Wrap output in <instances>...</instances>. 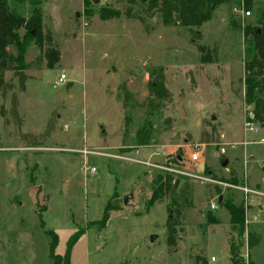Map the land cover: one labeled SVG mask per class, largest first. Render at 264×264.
I'll list each match as a JSON object with an SVG mask.
<instances>
[{
  "label": "rangeland",
  "instance_id": "374dc122",
  "mask_svg": "<svg viewBox=\"0 0 264 264\" xmlns=\"http://www.w3.org/2000/svg\"><path fill=\"white\" fill-rule=\"evenodd\" d=\"M93 1L41 0L43 28L59 60L48 68L31 42L27 69L4 74L0 264H53L48 234L57 236L53 252L62 255L81 233L69 264H200L196 256L235 264L231 237L244 263L249 257L264 264V124L246 122L252 106L244 103L242 81L243 27L264 25V2L247 16L238 3L219 6L195 39L185 27L162 25L158 14L147 16L144 1ZM9 7L31 14L29 0H9ZM101 7L120 16L101 20ZM206 52L211 60L203 62ZM158 83L163 95L151 89ZM146 122L150 141L139 147L136 132ZM193 152L200 156L195 162ZM157 173L179 183L147 206ZM239 186L254 192L244 195ZM226 199L245 206L242 234L230 228ZM105 206L114 207L100 229ZM168 217L178 222L175 252L166 242ZM248 231L257 238L252 247Z\"/></svg>",
  "mask_w": 264,
  "mask_h": 264
},
{
  "label": "trees",
  "instance_id": "16d2710c",
  "mask_svg": "<svg viewBox=\"0 0 264 264\" xmlns=\"http://www.w3.org/2000/svg\"><path fill=\"white\" fill-rule=\"evenodd\" d=\"M40 1L29 0L32 6L31 14L28 17H24L9 7V0H0V90L7 87L4 79L5 72L12 71L19 75L27 69L28 64L24 56L26 48L31 42H34L43 50L48 68H52L59 60V51L56 47L50 45L52 41L51 35L43 28L42 15L39 8ZM129 1L132 2L134 0ZM260 1L264 2V0H146L142 3L146 5L144 11L147 16L158 14L162 25L185 27L193 32L195 39H199L201 35L197 29L211 18L213 11L219 6L238 3L243 10H250L256 2ZM98 16L101 20L118 18L120 11L114 8L101 7L98 11ZM261 19L264 21V11L261 13ZM20 30L23 33H20ZM243 38L246 44L243 61L244 76L242 79L245 86L244 103L252 106V117L247 116L246 122L254 121L264 124V25L257 29L250 24H246L243 27ZM46 41L49 45L45 47L44 42ZM10 48L14 51H11ZM200 49L203 51V48ZM210 60L208 52L203 54V62ZM151 89L155 90V93L162 95L165 92L160 83L155 86L151 85ZM150 135L151 126L146 122L136 132L137 146H146L150 141ZM178 183L179 180L173 178L169 173H157L151 180V191L147 198V206L166 199L165 196L169 193L173 194ZM176 205L177 203L172 200L168 208L171 210ZM223 205L229 213L231 230H237L242 234L244 232L243 225L246 213L244 204L241 202L235 203L232 199H226ZM110 208L105 206L103 209L101 218L98 221L100 229L106 226ZM174 211H177L178 216L181 215L179 209ZM207 220L210 223L216 222L214 216L211 215L207 216ZM177 224V218H167L166 242L170 252H175L178 249ZM48 235L51 239L49 254L53 264H69L70 250L80 235L72 238L62 255L53 252L56 247L57 236ZM246 243L248 247H252L257 243L256 236L250 231L246 232ZM229 248L235 264H254L249 257H247L248 259L245 263L242 261L232 237L230 238ZM196 261L200 262V264H206L205 260L199 256H196Z\"/></svg>",
  "mask_w": 264,
  "mask_h": 264
},
{
  "label": "built area",
  "instance_id": "2783aa9c",
  "mask_svg": "<svg viewBox=\"0 0 264 264\" xmlns=\"http://www.w3.org/2000/svg\"><path fill=\"white\" fill-rule=\"evenodd\" d=\"M234 11L236 12V11H238V9L237 8H234ZM239 11H240V14H242V15H245V16H247V15H250V11L249 10H243L242 9V7L241 8H239ZM65 78V75L64 74H60L59 75V77H58V81L60 82V81H63V79ZM248 123V122H247ZM250 123V122H249ZM253 126H250L249 125V129L250 130H253ZM259 142L260 143H264V138L262 137V138H260L259 139ZM82 152L83 153H85L86 154V152L88 153V149L87 148H84L83 150H82ZM199 153H197V152H193V153H191L190 154V156H189V159L191 160V161H197L198 159H199ZM88 170H89V172H91V173H93L94 171H95V168L94 167H89L88 168ZM239 190H241L242 191V193L244 194V195H247V194H250L251 192H254V191H252L250 188H248L247 186H239V187H237ZM216 207V205L213 203V204H211V206H210V208L211 209H213V208H215ZM212 259V258H211Z\"/></svg>",
  "mask_w": 264,
  "mask_h": 264
},
{
  "label": "water",
  "instance_id": "95a60500",
  "mask_svg": "<svg viewBox=\"0 0 264 264\" xmlns=\"http://www.w3.org/2000/svg\"><path fill=\"white\" fill-rule=\"evenodd\" d=\"M99 0H94L93 2H95V3H97ZM141 1H146V0H141ZM77 15V14H76ZM212 118H214L213 116H212ZM227 162H228V160H227V158H222L221 160H220V164H221V166H226V164H227ZM203 169V164H200L199 165V167H198V170L200 171V170H202ZM131 193H127V194H124L123 196H122V202L125 204L126 202H127V200L131 197ZM218 201L220 202L221 201V197H219V199H218ZM118 202V199H114L113 200V203L115 204V203H117ZM154 238H155V236H151L150 237V241H153L154 240Z\"/></svg>",
  "mask_w": 264,
  "mask_h": 264
},
{
  "label": "crops",
  "instance_id": "0c3cea01",
  "mask_svg": "<svg viewBox=\"0 0 264 264\" xmlns=\"http://www.w3.org/2000/svg\"><path fill=\"white\" fill-rule=\"evenodd\" d=\"M262 182H264V174L262 175Z\"/></svg>",
  "mask_w": 264,
  "mask_h": 264
}]
</instances>
